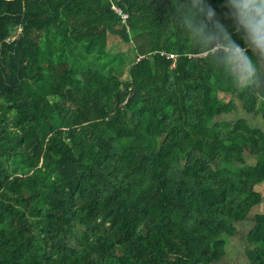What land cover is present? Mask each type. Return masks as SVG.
I'll return each instance as SVG.
<instances>
[{"label": "trees", "instance_id": "trees-1", "mask_svg": "<svg viewBox=\"0 0 264 264\" xmlns=\"http://www.w3.org/2000/svg\"><path fill=\"white\" fill-rule=\"evenodd\" d=\"M258 45L264 0H0V264L221 260L264 180V131L217 120L264 119Z\"/></svg>", "mask_w": 264, "mask_h": 264}, {"label": "crops", "instance_id": "crops-1", "mask_svg": "<svg viewBox=\"0 0 264 264\" xmlns=\"http://www.w3.org/2000/svg\"><path fill=\"white\" fill-rule=\"evenodd\" d=\"M242 53L244 54V52ZM245 78L246 73L244 79ZM223 95L226 97L228 96L225 94ZM234 102L236 105L235 110L228 114H223V116H230V118H218L217 120L235 121L237 119H243L251 128L264 131V119L260 114L248 113L245 111L241 101L234 99ZM248 153L249 150L246 149L244 157L246 158L245 165L247 170L250 169L255 162L254 156ZM251 158L253 160L250 161ZM254 191L260 196L259 202L251 207L242 220L234 223L235 232L228 238L229 243L225 246V255L221 260L216 261V263L223 260L226 264H251L248 251H253L255 247L249 244L247 237L256 226L257 216H264V180L255 186ZM256 252H259V249H256Z\"/></svg>", "mask_w": 264, "mask_h": 264}, {"label": "rangeland", "instance_id": "rangeland-1", "mask_svg": "<svg viewBox=\"0 0 264 264\" xmlns=\"http://www.w3.org/2000/svg\"><path fill=\"white\" fill-rule=\"evenodd\" d=\"M112 6H111V4H110V8H111ZM72 40H74V41H79V40H86L84 37H76V38H73ZM130 47V46H129ZM128 46H125V44H123V43H121L120 42V40H119V38L117 37V36H115V35H109L108 36V38H107V44H106V48H107V51H109V52H112V51H116V50H124V51H126V54H127V57L129 58V59H132L133 57H134V52L129 48ZM129 48V49H128ZM235 51V53H237L236 54V60H237V62H239L240 61V59L242 58L241 56H243V53L242 52H244V50H245V48L244 49H242V48H240V47H236L235 49H234ZM241 50V51H240ZM163 54V53H162ZM168 55V54H167ZM166 55V56H167ZM168 57V56H167ZM240 80L241 81H243L244 80V77H245V73L246 72H244V71H242V70H240ZM124 77H125V75H124ZM123 77V78H124ZM222 96V97H221ZM219 97H221L223 100H225V101H228L229 100V97L227 96H224L223 94H221V95H219ZM219 119H229L230 118V116H221V117H218ZM217 118V119H218ZM223 121H226V120H223ZM128 153L129 152H127L126 153V155H127V157L126 158H128L129 156H128ZM37 156H39V154H37ZM251 160H253L252 158L250 159V161ZM8 224H6V226H7ZM229 240L227 239V244L229 243L228 242ZM84 264V263H83ZM212 264H226L223 260L222 261H219V262H215V263H212Z\"/></svg>", "mask_w": 264, "mask_h": 264}, {"label": "clouds", "instance_id": "clouds-1", "mask_svg": "<svg viewBox=\"0 0 264 264\" xmlns=\"http://www.w3.org/2000/svg\"><path fill=\"white\" fill-rule=\"evenodd\" d=\"M257 49L259 50L260 53V59H264V45H258L256 49H254V55H256ZM252 66V61L251 58H249V67ZM251 86V79L245 84V87Z\"/></svg>", "mask_w": 264, "mask_h": 264}, {"label": "built area", "instance_id": "built-area-1", "mask_svg": "<svg viewBox=\"0 0 264 264\" xmlns=\"http://www.w3.org/2000/svg\"><path fill=\"white\" fill-rule=\"evenodd\" d=\"M110 4L112 6L111 9L113 11L117 12L120 15L122 21H126V19H127V13H125L118 5L113 4V3H110ZM167 56L170 57L171 55L168 54Z\"/></svg>", "mask_w": 264, "mask_h": 264}]
</instances>
